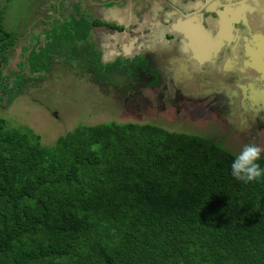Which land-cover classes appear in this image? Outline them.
Instances as JSON below:
<instances>
[{
  "label": "trees",
  "instance_id": "trees-1",
  "mask_svg": "<svg viewBox=\"0 0 264 264\" xmlns=\"http://www.w3.org/2000/svg\"><path fill=\"white\" fill-rule=\"evenodd\" d=\"M2 21L0 9V61L15 41ZM77 54L103 79L125 74L90 45ZM235 157L199 136L114 122L47 147L0 118V264H264V176L235 180Z\"/></svg>",
  "mask_w": 264,
  "mask_h": 264
},
{
  "label": "rangeland",
  "instance_id": "rangeland-1",
  "mask_svg": "<svg viewBox=\"0 0 264 264\" xmlns=\"http://www.w3.org/2000/svg\"><path fill=\"white\" fill-rule=\"evenodd\" d=\"M182 1L0 0L15 40L0 61V118L47 147L114 122L199 136L234 156L264 148V0ZM170 11L179 14L164 21ZM82 43L103 63L143 51L153 72L141 85L126 73L96 77L77 59Z\"/></svg>",
  "mask_w": 264,
  "mask_h": 264
},
{
  "label": "clouds",
  "instance_id": "clouds-1",
  "mask_svg": "<svg viewBox=\"0 0 264 264\" xmlns=\"http://www.w3.org/2000/svg\"><path fill=\"white\" fill-rule=\"evenodd\" d=\"M264 148L255 144H246L231 163L232 177L245 184L264 176V169L258 163Z\"/></svg>",
  "mask_w": 264,
  "mask_h": 264
},
{
  "label": "flooded vegetation",
  "instance_id": "flooded-vegetation-1",
  "mask_svg": "<svg viewBox=\"0 0 264 264\" xmlns=\"http://www.w3.org/2000/svg\"><path fill=\"white\" fill-rule=\"evenodd\" d=\"M182 3H185V0L182 1ZM174 14H179V13L175 11H170L169 13H165L166 19L164 21H167L168 17L173 16ZM109 28L113 31L116 30V27H109ZM123 29L124 28H121L122 31ZM131 51L133 53L128 56L118 57L114 59L113 61L104 62V63L100 60V62L101 64L115 65V66L120 67L122 72L125 71V73L127 74V77L132 78L135 83H138L139 85H141L142 82H140V79L143 78L144 75L151 74L153 72V68H152L150 61L147 59L143 51H139L137 49H132ZM2 62H4V60ZM87 64L88 62L85 63V66ZM86 68L88 69V67ZM90 72L96 77L102 76V75L94 73L93 70L88 69V73ZM203 74L206 75V73H203Z\"/></svg>",
  "mask_w": 264,
  "mask_h": 264
},
{
  "label": "snow or ice",
  "instance_id": "snow-or-ice-1",
  "mask_svg": "<svg viewBox=\"0 0 264 264\" xmlns=\"http://www.w3.org/2000/svg\"><path fill=\"white\" fill-rule=\"evenodd\" d=\"M210 4L213 0H209ZM216 3H219L220 0H215ZM229 3H236V4H243L244 0H228ZM181 25H191L193 23L192 18L190 17H183L181 18ZM179 30V29H178ZM210 38V34H206Z\"/></svg>",
  "mask_w": 264,
  "mask_h": 264
}]
</instances>
